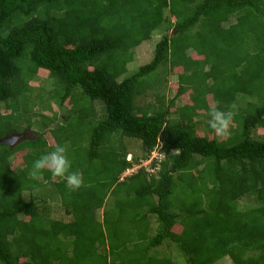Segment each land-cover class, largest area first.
<instances>
[{"label": "trees", "instance_id": "16d2710c", "mask_svg": "<svg viewBox=\"0 0 264 264\" xmlns=\"http://www.w3.org/2000/svg\"><path fill=\"white\" fill-rule=\"evenodd\" d=\"M164 10L174 25L152 60L127 75L133 49L165 20ZM191 46L194 59L186 52ZM166 64L182 70L176 94L148 112L136 96L158 80L142 79ZM39 69L53 80L54 104H70L63 120L38 113L32 120L19 102ZM194 79L192 105L170 120L174 99ZM206 95L233 113L226 138L196 134L197 111H210ZM238 95L256 102L234 112ZM258 128L264 0H0V139L26 134L12 146L0 142V264H218L226 257L264 264V141L251 136ZM126 138L140 140L146 153L161 144L166 155L156 174L119 179L131 166L118 148ZM56 144L73 151L71 171L84 178L76 191L46 170L32 175L33 161ZM21 151L22 164L12 168ZM242 197L253 206L238 209ZM56 200L64 219L49 216ZM126 223L136 230L128 232Z\"/></svg>", "mask_w": 264, "mask_h": 264}, {"label": "rangeland", "instance_id": "374dc122", "mask_svg": "<svg viewBox=\"0 0 264 264\" xmlns=\"http://www.w3.org/2000/svg\"><path fill=\"white\" fill-rule=\"evenodd\" d=\"M187 15H190L189 11L187 12ZM162 17H164L165 20L162 19V23L156 30H154L151 33L150 38L148 40L141 42L138 47L133 49V52H134L133 59L131 62L127 64V75L134 73L140 66H143L152 60L155 44L161 39L167 27H169V25H172V26L174 25L175 18L172 17L171 13H168V11L164 10ZM167 33L172 34L171 28L167 31ZM195 46H200V43H197ZM189 49L186 52L190 57L191 56L193 57V58L191 57L192 59H194V56L197 52L196 48L191 46ZM180 73H182V70L179 66H174L173 72L172 70L169 71L167 64L165 66L158 67L156 71L152 72L147 77L142 79V84H144V82L145 84H149V81L155 82V78H157L158 82H155L153 87H148V85H146V89L143 91V93L141 95L136 96V105L142 108L148 107L149 108L148 112H151V109L156 108L160 99L163 100L164 105H166V103H168V101H170L172 97L176 94L177 84H178V74ZM35 76L36 77L29 82L31 91L25 95L24 100L23 99L19 100L21 104H24V105L28 104L27 116H31L30 118L33 120V119H36L35 117H33V115L35 113H38V114H46L47 116H52V117H56L59 120H63L65 118L67 109L70 107V104L65 102L62 108H58L54 104L52 99L49 97V94H50L49 92L53 88V82H52L53 80L49 77L48 72L46 70L39 69ZM196 80L197 79H194L191 82L189 86L190 88L187 89V91L184 94H182L179 98L174 99V103L170 109V116H169L170 120L176 119L177 116L174 113L176 109H178L179 107L183 105H187V106L192 105V102H193L191 100L192 94L190 93H192L193 89L195 88ZM198 90L202 91V88L199 87ZM254 99L248 96L238 95V102L233 107V109H235L234 112H237L239 107L241 106L243 108L246 107L245 105L248 101L256 102V99L255 100ZM84 102L87 103L86 100ZM208 105H209V108H212L215 106V103L211 96H208ZM100 106L101 104L99 102L95 103L96 109H99ZM1 110H2V113H5V114L9 112V110L4 108L3 106H1ZM23 118H25V116H23ZM210 119H211L210 111H203V110L197 111V116L194 118L196 134L199 136L207 137L208 139H211L213 137L219 140L223 139L222 137L217 136L214 131L210 130V127H209ZM232 125L233 124L231 123L230 126ZM35 127L36 126H34V128ZM251 136L255 140L264 141V129L258 128V129L253 130L251 132ZM45 137L47 138L48 143L50 144L54 143L53 139L51 138L49 134H46ZM86 142L87 140H85V143L82 141L80 143L82 144L81 147L85 146ZM111 147H113L112 144L110 145V148L108 147L106 149V153L108 154L111 153ZM118 148L120 150L126 149L125 158H130L132 164L136 165L135 167L136 171L135 169L133 171H130L131 173L124 171V173L120 175V178H119L120 180L140 170L145 172L143 168H139V166H142L144 164L143 162L148 153H146L144 149H142L140 140L135 139V138H126V140L125 139L123 140V143H120ZM72 153L73 151L67 150V154L69 157L73 156ZM23 154L24 152L22 151L20 153L13 154V156L10 159L12 168L18 167L22 164L21 157ZM150 176L151 175L148 174L147 178H150ZM23 197L26 200H28L29 192H24ZM109 201H110V197L107 199L106 203H109ZM59 203H60L59 200H56V202H54L52 205L50 203L52 207H51V212L49 216L56 218V219H64L65 217L63 215V211L60 208L61 206ZM250 206H253V202L251 201V199H248L247 197H242L238 201V209L240 210H244L246 207H250ZM96 216H97L96 217L97 219L102 220V210H98ZM148 222H149V233H153L156 227L155 216L149 215ZM123 226H126V229L128 230V232H133L136 230L135 228H132L127 223L124 224ZM180 230H181V227L179 225H175L173 228V231L175 232H179ZM158 249L159 251L164 250L162 246ZM172 253H174V257L178 261L182 262V259L179 257L180 255L178 254L176 249L174 250L172 248ZM218 264H232V263L229 260V258L226 257L222 259Z\"/></svg>", "mask_w": 264, "mask_h": 264}, {"label": "clouds", "instance_id": "9594fccd", "mask_svg": "<svg viewBox=\"0 0 264 264\" xmlns=\"http://www.w3.org/2000/svg\"><path fill=\"white\" fill-rule=\"evenodd\" d=\"M210 116L211 119L209 120V127L216 133L217 136L226 138L230 134L229 130L231 121L233 120V113L221 111L217 107H212L210 108ZM156 149L158 152H161L164 156L166 155V152L160 151L161 144L159 143L147 154L144 162L151 156V153L156 151ZM126 160L131 163V166L125 171L131 173L130 171H133L136 165L132 164L130 158H126ZM155 161L156 159H154L152 162L153 167ZM161 162L159 163V169L154 170L153 172L146 171L144 165L139 166V168H143L146 176L148 174H156L160 170ZM71 168L72 161L67 154L66 147L62 144H56L53 150L40 155L38 159L33 161L32 175L34 177L38 176L46 170L47 172L51 173L52 176L59 177L64 180L66 182V188H68L70 191H76L84 185V178L79 172L71 171Z\"/></svg>", "mask_w": 264, "mask_h": 264}, {"label": "built area", "instance_id": "2783aa9c", "mask_svg": "<svg viewBox=\"0 0 264 264\" xmlns=\"http://www.w3.org/2000/svg\"><path fill=\"white\" fill-rule=\"evenodd\" d=\"M164 158V155L161 152L154 151L151 153V156L144 162L145 170L148 172H153L154 170L159 169V163ZM156 159L154 167L152 166L153 160Z\"/></svg>", "mask_w": 264, "mask_h": 264}, {"label": "water", "instance_id": "95a60500", "mask_svg": "<svg viewBox=\"0 0 264 264\" xmlns=\"http://www.w3.org/2000/svg\"><path fill=\"white\" fill-rule=\"evenodd\" d=\"M24 134H18V133H12L9 136H4L3 138L0 139L1 143L7 144L9 146H12L15 144L17 141H20L25 138L23 136Z\"/></svg>", "mask_w": 264, "mask_h": 264}, {"label": "crops", "instance_id": "0c3cea01", "mask_svg": "<svg viewBox=\"0 0 264 264\" xmlns=\"http://www.w3.org/2000/svg\"><path fill=\"white\" fill-rule=\"evenodd\" d=\"M208 96H209V95H206V96H205V104H206V106L209 108V105H208Z\"/></svg>", "mask_w": 264, "mask_h": 264}, {"label": "flooded vegetation", "instance_id": "af4514ba", "mask_svg": "<svg viewBox=\"0 0 264 264\" xmlns=\"http://www.w3.org/2000/svg\"><path fill=\"white\" fill-rule=\"evenodd\" d=\"M23 136H26V134H24Z\"/></svg>", "mask_w": 264, "mask_h": 264}]
</instances>
